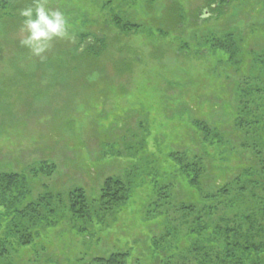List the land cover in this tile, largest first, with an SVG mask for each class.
Segmentation results:
<instances>
[{
    "label": "rangeland",
    "instance_id": "rangeland-1",
    "mask_svg": "<svg viewBox=\"0 0 264 264\" xmlns=\"http://www.w3.org/2000/svg\"><path fill=\"white\" fill-rule=\"evenodd\" d=\"M3 2L0 173L19 172L26 202L47 197L55 210L35 264H89L114 251L156 264L153 235L172 224L187 235L182 222L193 215L180 207L212 203L213 185L255 164L243 143L264 132L246 135L237 116L241 99L244 110L264 112V98L242 95L264 81V0H47L65 13L69 37L43 57L20 44L19 10L32 0ZM200 158L207 171L196 187ZM110 177L130 187L128 199L98 225L71 216L70 192L80 187L97 202Z\"/></svg>",
    "mask_w": 264,
    "mask_h": 264
},
{
    "label": "trees",
    "instance_id": "trees-1",
    "mask_svg": "<svg viewBox=\"0 0 264 264\" xmlns=\"http://www.w3.org/2000/svg\"><path fill=\"white\" fill-rule=\"evenodd\" d=\"M5 2L3 4H6ZM258 59L260 66L264 68V53L259 54ZM263 82L254 89L251 88L249 92L242 89V95L248 97V94L255 92L259 100L263 99ZM248 102L241 99L237 123L246 135H252V131L254 136H259L264 132V128L258 130L264 127V112L244 110L250 106ZM259 105L258 103L256 108ZM247 114L250 115L249 119ZM210 129V126L205 129L207 134ZM258 139L255 143H243V150L250 151L257 158L255 164L243 168L234 183L213 185L214 193L208 195L213 198L212 203L202 208L191 204L180 207V210L185 208L189 211L190 215L186 217L193 215L194 219L197 215L196 222L192 219L185 223L181 221L182 225L188 228L187 237H181L180 233L184 229L173 224L151 237L150 256L154 263L264 264V136L262 139L259 136ZM206 171L207 165L204 159L200 158L193 172L194 178H191L194 186L200 187V178ZM46 172L48 173L47 170ZM25 183L26 179L19 172L0 173V209L3 210L0 220V264H35L36 257L34 259L33 256L38 252L42 232L55 223L51 219L55 210L49 205L47 197L41 196L37 201L26 202L30 190ZM233 184L237 186L230 190ZM130 191V187L122 180L110 177L105 180L96 202L88 199L85 191L78 187L69 194L71 216L86 223L97 220V225L101 224L100 214H106L125 202ZM248 198L254 200V206H251L253 202L247 204ZM161 212L162 209L156 210V216H160ZM172 215L171 211H168L167 219L171 220ZM86 230V226L77 228L78 234H81V231L85 234ZM26 247L34 249L29 257L23 250L21 252V249ZM130 259L128 251H114L107 256H95L88 263L132 264ZM137 262L140 264L138 260Z\"/></svg>",
    "mask_w": 264,
    "mask_h": 264
},
{
    "label": "clouds",
    "instance_id": "clouds-1",
    "mask_svg": "<svg viewBox=\"0 0 264 264\" xmlns=\"http://www.w3.org/2000/svg\"><path fill=\"white\" fill-rule=\"evenodd\" d=\"M35 7L19 10L24 18L20 44L30 50L32 55L43 57L54 39L69 37V22L65 13L47 6V0H32Z\"/></svg>",
    "mask_w": 264,
    "mask_h": 264
}]
</instances>
